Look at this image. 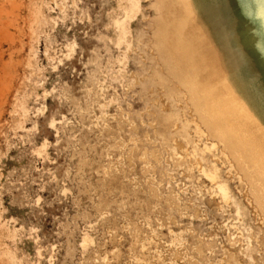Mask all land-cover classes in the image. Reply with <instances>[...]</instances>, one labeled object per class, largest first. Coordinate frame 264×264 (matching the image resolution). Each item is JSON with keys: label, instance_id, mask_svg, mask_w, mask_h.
<instances>
[{"label": "rangeland", "instance_id": "1", "mask_svg": "<svg viewBox=\"0 0 264 264\" xmlns=\"http://www.w3.org/2000/svg\"><path fill=\"white\" fill-rule=\"evenodd\" d=\"M137 1L0 0V264H264V0Z\"/></svg>", "mask_w": 264, "mask_h": 264}, {"label": "bare ground", "instance_id": "2", "mask_svg": "<svg viewBox=\"0 0 264 264\" xmlns=\"http://www.w3.org/2000/svg\"><path fill=\"white\" fill-rule=\"evenodd\" d=\"M214 1L217 0H192L191 3L193 4V7L202 8L204 7L209 8L213 10L215 7H213ZM131 2V6L134 8L137 6V0H129ZM187 9H190L188 5H186ZM135 9V8H134ZM133 12V10H132ZM220 11L218 10L216 12V15H218ZM132 18V16L129 15V12H126V19ZM123 24V23H122ZM121 24V25H122ZM256 33L252 34L251 36V43L254 45V48L256 50V53H258V59L256 66L258 68H261L264 65V23H258L256 26ZM123 40V37L122 39ZM120 43L122 41H119ZM182 55L180 58L184 59L186 62V72L184 73V76L188 80H195L198 76V72L200 71V65L199 61H201V56L199 54H195L190 51H182ZM264 69H261L263 72ZM263 78L262 74L257 76V80H260ZM235 132L229 131L226 132L228 138L231 141H235V147L236 149L244 156L249 158L254 166L262 173H264V153L260 149L259 146L256 145L255 142H253L250 139H240L239 141L235 139ZM210 175V174H209ZM208 176V175H207ZM208 178L211 179V181L217 180V176L210 175ZM218 186H216V189L218 191V194L222 196V198L227 202L230 198V192L228 186L226 184H223V182L216 183ZM84 243L86 244V240H84ZM84 247V246H83Z\"/></svg>", "mask_w": 264, "mask_h": 264}]
</instances>
